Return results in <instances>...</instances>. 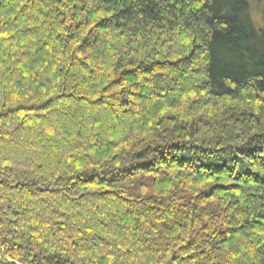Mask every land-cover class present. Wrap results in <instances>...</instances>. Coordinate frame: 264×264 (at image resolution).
<instances>
[{"label":"trees","instance_id":"trees-1","mask_svg":"<svg viewBox=\"0 0 264 264\" xmlns=\"http://www.w3.org/2000/svg\"><path fill=\"white\" fill-rule=\"evenodd\" d=\"M0 264H264V0H0Z\"/></svg>","mask_w":264,"mask_h":264},{"label":"rangeland","instance_id":"rangeland-1","mask_svg":"<svg viewBox=\"0 0 264 264\" xmlns=\"http://www.w3.org/2000/svg\"><path fill=\"white\" fill-rule=\"evenodd\" d=\"M260 9L257 7V8H254V10H253V15H254V19L255 20H259L260 19ZM261 21V20H260ZM262 22H263V20H262Z\"/></svg>","mask_w":264,"mask_h":264}]
</instances>
